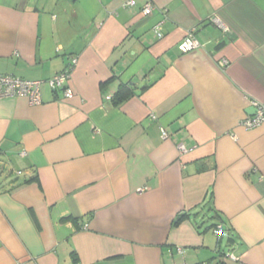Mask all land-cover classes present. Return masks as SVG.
Segmentation results:
<instances>
[{
	"label": "crops",
	"instance_id": "0c3cea01",
	"mask_svg": "<svg viewBox=\"0 0 264 264\" xmlns=\"http://www.w3.org/2000/svg\"><path fill=\"white\" fill-rule=\"evenodd\" d=\"M126 1L0 0V73L78 58L0 100V264H264V0Z\"/></svg>",
	"mask_w": 264,
	"mask_h": 264
},
{
	"label": "built area",
	"instance_id": "2783aa9c",
	"mask_svg": "<svg viewBox=\"0 0 264 264\" xmlns=\"http://www.w3.org/2000/svg\"><path fill=\"white\" fill-rule=\"evenodd\" d=\"M137 4L136 0H128L124 3V6H134ZM143 13L149 15L154 10V4L148 1L143 7ZM155 34L158 38L163 37L164 33L161 29V24L158 23L154 26ZM200 46L199 41L194 35L193 31L180 42L178 45L181 52H189ZM78 63L77 57H71L69 67L63 71H60L52 77L44 79H25L13 74L0 73V100L7 98L27 97L31 105H39L42 103V85L47 82L54 90H60L64 93L65 98L71 99L74 97L75 92L69 85L71 72ZM223 60V64H225ZM106 99H112V94H105ZM252 105L257 108V112L253 115L246 116L242 121L246 128H254L264 122V103L260 101H252ZM164 137L168 136V132L165 128L162 129ZM181 152H187L188 149L181 145ZM2 166L0 165V169ZM18 174H22V171H18ZM223 231L222 226H219L217 232L221 234ZM233 256V255H232ZM234 257V256H233Z\"/></svg>",
	"mask_w": 264,
	"mask_h": 264
},
{
	"label": "trees",
	"instance_id": "16d2710c",
	"mask_svg": "<svg viewBox=\"0 0 264 264\" xmlns=\"http://www.w3.org/2000/svg\"><path fill=\"white\" fill-rule=\"evenodd\" d=\"M135 94L133 87L126 83H122L120 84L118 90L116 91V93L113 95V99L115 101L116 104H120L123 101L129 99L131 96H133ZM187 216L186 213H182L180 214L174 221L175 224L180 223L185 217Z\"/></svg>",
	"mask_w": 264,
	"mask_h": 264
},
{
	"label": "water",
	"instance_id": "95a60500",
	"mask_svg": "<svg viewBox=\"0 0 264 264\" xmlns=\"http://www.w3.org/2000/svg\"><path fill=\"white\" fill-rule=\"evenodd\" d=\"M253 114H255L257 112V108L255 106H253Z\"/></svg>",
	"mask_w": 264,
	"mask_h": 264
}]
</instances>
